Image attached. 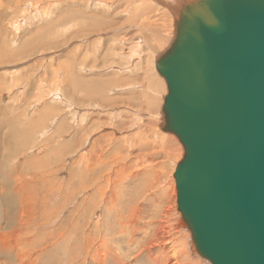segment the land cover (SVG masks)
Returning <instances> with one entry per match:
<instances>
[{
  "label": "rangeland",
  "instance_id": "1",
  "mask_svg": "<svg viewBox=\"0 0 264 264\" xmlns=\"http://www.w3.org/2000/svg\"><path fill=\"white\" fill-rule=\"evenodd\" d=\"M168 1L0 0V57L3 58L0 61V218L2 219L4 209L11 210L10 208L15 206V203L18 204L25 198L22 194L25 184L32 185L34 183L32 179L36 182L33 184L34 186L40 183L36 187L38 193H43L47 189L43 196H47L48 199L47 202L39 203L34 200L33 205L30 204L29 208L35 209L31 208L26 211L28 219L32 220L31 224L33 223V225L28 226V232L31 230V235L23 233L22 235L25 236L22 237V240L27 242L29 240V244L32 243V245L23 243V251L19 249L21 247L18 248L21 254L20 258L14 256L13 250L6 255L1 253L0 264H69L68 260L72 250L76 248L77 238L74 237L76 235H73L76 233L73 228L75 215H72L71 209L74 206H80L82 197L78 195L76 199L79 200L76 202L74 199L71 200L70 188L72 186L70 187L69 182L73 180L77 184L81 173L75 175V173L64 172V169L59 168V164L69 162L66 160L69 152L75 155L71 163L78 159L79 154H84L87 150L85 148H90L89 143L87 142L86 146L84 145V148L82 147L76 155L74 151L71 152L73 140L79 141L80 144L82 137H85L83 135L88 131L90 133L92 126L95 128L102 122L111 126L108 127L109 132L114 130L113 124L121 122L126 125L134 124L133 127L136 129L128 128L127 132L116 133V137L132 134L141 142H145L147 138L152 143V147L145 150L143 154L141 153V157H138L137 160L127 161L130 168L118 174L123 188L121 192H116L119 202L123 199L125 204L126 200L141 198L142 202L141 199L139 202L142 203L146 216L149 217L152 214V217H156L155 214L159 210V212L164 211L168 214L167 228H173L179 219L181 221L180 213L177 211L173 178L179 161L169 155V150L163 142L171 143L173 150L182 149V146L174 135L162 131L161 125L163 126L164 120L161 109L167 91L163 79L155 69L156 60L168 46L167 44L165 46L161 35H164L165 32L170 34L171 30L174 35L173 20L175 18L170 16L169 8L175 4H172V0ZM78 4L81 5L78 6ZM92 4L94 7L91 6ZM149 5L151 10L148 9ZM142 9L144 13H138ZM164 17L166 18L164 19ZM99 20L107 23L97 24ZM156 26H158L157 33L161 34L158 38L160 43L149 40L148 33L143 31V28L152 29ZM96 29L102 30L97 33L94 31ZM73 88L75 90L72 92ZM49 95L53 97L48 98ZM84 129L88 131L84 132ZM80 132H84V134ZM134 132L136 133L134 134ZM93 134L99 136L98 133ZM102 146L103 141L100 147ZM147 158L149 159L147 160ZM129 162L132 164L134 162L135 165L137 163L136 166L133 164V171L148 167L150 173L139 177V182L138 179H130L129 175L133 171L131 170L132 164ZM19 168H23V171H20ZM65 170L68 171V169ZM35 171H37V175ZM15 173L18 175L16 176ZM24 173L26 176L23 177ZM30 176L33 178L30 179ZM39 176L41 177L39 178ZM20 177L26 183L20 188L19 193L21 194H17L14 193L13 188L19 189ZM67 179L71 180L67 181ZM171 179L175 189L174 199H172L169 183ZM142 183L151 185L149 187L147 184V188L146 185L142 186ZM157 183L158 185H156ZM155 187L159 189L156 190ZM60 189L62 190L60 191ZM150 190L153 193H150ZM53 195L57 196L51 203ZM161 196L162 198H159ZM89 198L91 197L89 196ZM160 199L163 202H160ZM172 204L173 206H171ZM13 208L16 211V208ZM96 215L99 216V214ZM7 216L10 217L12 214H7ZM82 217V215L79 216L80 227L85 221V218L83 217L82 220ZM33 219L35 220L33 221ZM3 220H6V216L3 217ZM63 225H67V227ZM181 226L184 233L182 232L183 235L181 233L180 237L187 239L190 233L184 228L182 222ZM170 229L167 231L169 238L173 234ZM61 235L68 241H60V239H64ZM56 236L58 237L56 238ZM174 239L177 241V237L173 236L170 239L173 244H168V251L166 250L168 255L169 251L173 250L174 242L176 243ZM54 243H56V247ZM190 245L192 248L191 241ZM193 250L196 258L191 256L192 261L186 260L188 264L191 262L194 264L199 260H201L199 261L201 264L208 263ZM25 255L27 257L23 261L21 257Z\"/></svg>",
  "mask_w": 264,
  "mask_h": 264
},
{
  "label": "water",
  "instance_id": "2",
  "mask_svg": "<svg viewBox=\"0 0 264 264\" xmlns=\"http://www.w3.org/2000/svg\"><path fill=\"white\" fill-rule=\"evenodd\" d=\"M162 131L183 149L173 178L194 251L264 264V0H193L155 62Z\"/></svg>",
  "mask_w": 264,
  "mask_h": 264
},
{
  "label": "bare ground",
  "instance_id": "3",
  "mask_svg": "<svg viewBox=\"0 0 264 264\" xmlns=\"http://www.w3.org/2000/svg\"><path fill=\"white\" fill-rule=\"evenodd\" d=\"M155 1L157 2V0H155ZM192 1L193 0H172L171 1L172 4H175V6H173V7L171 6L169 8V13L171 14L170 16H172V18H175L173 20L174 21L173 22L174 26H175V22L177 20L178 10L180 9V6L185 4V2L191 3ZM170 3H168V4H170ZM80 5L81 4H78V6H80ZM91 6L94 7L93 4ZM91 6H88V7H91ZM148 7H149L148 9H150L151 6L149 5ZM146 11H147V9H146ZM136 12H137V9H136ZM139 12H141L142 14L144 13L143 9L141 11H138V13ZM129 17H131V16H129ZM165 18L166 17H164V19ZM100 22L104 23L106 21L99 20V21H97V24H99ZM154 25H156V24H154ZM157 25H159V24H157ZM166 25H168V24H166ZM157 27L158 26H156V27H154L152 29L143 28V31L145 30L148 33L147 35H148L149 40H151V41L153 40L155 43H156V41L160 43V40H158V38H159V35H161V34L157 33V31H158ZM101 30L96 29L94 31H96L98 33ZM172 33L173 32L171 30L170 34L168 32L167 33L165 32L164 35H161L162 36V41H165V46H166V44L168 46L159 55V57L163 53H165V51L169 48V45H170L171 41L174 38V35ZM88 34H90V33H88ZM172 35H173V38H172ZM146 42H147V40H146ZM2 59L3 58L0 57V61ZM5 59H6V57H5ZM163 81H164V79H163ZM120 83H121V81H120ZM164 84H165V81H164ZM73 90H75V89L73 88L72 92H73ZM93 95H95V94L93 93ZM47 97L50 98V97H53V96L49 95ZM97 97H95V98H97ZM45 99H46V97H45ZM55 99H57V98H55ZM93 99H94V97H93ZM111 99H113V98H111ZM128 104H130V103H128ZM155 118H158V116L157 117L155 116ZM156 120H155V123L157 122ZM121 123H117L115 125L113 124L112 128H114V130H112L111 132L108 131L109 130L108 127H111V126H109V125L107 126V125L103 124V122H102V124H100L99 126H97L95 128H93V126H92L91 130H90V133H89V131L87 129L86 130L88 132L84 129V132L86 131L87 133L86 134H84V132L83 133L80 132V133L84 134L83 136H85V137H82V141H81L80 144L78 143L79 141L77 142V141L73 140V142L71 144V148H72L71 152L74 151V153H76V155H78L80 149L82 147L84 148V145L86 146L87 142L89 143L90 148L89 149L85 148L87 150H85L84 154H79L78 159L73 161L72 163H71V161H72V159H74L75 155L73 153L70 154V152H69L68 153L69 156H68V158H66V160H69V162L67 164H66V162L64 164H59V168L64 169L63 170L64 172L75 173V175H79L81 173L80 177L78 178L79 181H78L77 184H75L73 180L70 179L71 180L70 181V180H68L69 178L67 179V181H70L69 182L70 187L72 186L70 188V198H71V200L74 199L75 202H76V201L79 200V199L78 200L76 199V198H78L77 196L78 195L82 196L81 199H80V206L79 207H75L74 206L73 209H71L72 215L73 216L75 215V222L73 223L71 221V223H73L74 231H76V233L73 231L75 233L73 235H76L74 237L75 238L77 237V238H76V242H75L76 243V248L72 250L71 257L68 260V262H69V264H178V263L179 264H188L187 261L189 262V260H191V256L193 258H196V257L194 256L195 253L193 254V252H192L193 247L191 248V245H190V241L191 240L189 241V237L190 236L188 235V233H187V235H188L187 239H183V238L180 237V234L182 232L184 233V231L182 229L181 221H179L180 220L179 218H178L179 220L174 224V227L173 228L170 227L172 229V231H173V234L171 235L172 232L170 231L171 232L170 233L171 237L169 238L168 237L169 233L167 231H169L170 228H167L168 225L166 226L167 222L169 221V220L167 221L168 214L166 212H164V211L159 212L160 211L159 210L157 212V214H155L156 217H152V214L148 217V216H146L145 212L143 211L144 207H143V205L141 203L142 202V199L140 198L141 196L139 197L141 199V202H139L140 199H131V200H126L127 202L125 204H124L125 201L123 202V199H122V201L119 202V200L117 199L118 195L116 197V192L117 191L121 192L122 189H123L122 185L120 184V181H119L120 177L118 176V174L120 172L124 171L125 169L130 168V166L128 165L127 161L128 160L129 161L137 160L138 157H141L140 156L141 153L143 154L145 150H148L149 147H152V143L148 141L149 139L146 138L145 142H141V141H139L137 139V137L135 135H132V134L128 135V136L127 135L126 136L122 135V137H118L117 138L116 137V133L120 134L119 132H123V131L127 132L129 130L128 128H131L132 130H133V128L136 129V127H133L134 124H129L128 123L129 125H126V124H121ZM90 126H89V128H90ZM82 127H83V125H82ZM156 127H157V125H156ZM161 127H162V125H161ZM138 131H140V130H138ZM136 132H134V134ZM93 133H98L99 136L98 135L95 136ZM138 135H140V134L138 133ZM164 135L167 137L166 134H164ZM140 138H142V137H140ZM105 140L108 141V142H106ZM170 140H171V138H170ZM102 141H103V146L100 147V145L102 144ZM172 141H174V140L172 139ZM163 144H164V146H167V148L169 150V155L171 157H173L174 159H176V161L180 162L181 158H182L181 157L182 156V149L181 148H177V149L173 150L172 146H171V143L169 144V142H163ZM163 148H165V147H163ZM148 155H149V153H148ZM63 158H64V156H63ZM148 159L149 158H147V160ZM130 164H132V163H130ZM133 164H134V162H133ZM133 164L131 165V167H132L131 170L132 171H133V166L135 165V164L134 165ZM136 165H137V163H136ZM67 167H69V168H67ZM146 168L147 169H145L143 167V169H141V170L140 169H138V170L134 169V171L131 172V174L129 175V178L132 179V180H135V179H138L139 177H141L143 174L147 175L148 173H150V168L149 169H148V167H146ZM65 169H68V171H66ZM19 170L23 171V168H19ZM126 171H129V170H126ZM17 172H18V170H17ZM36 172L37 171H35V173ZM11 174H13V173H11ZM126 174L128 175V173H126ZM15 175H16V173H15ZM17 175H18V173H17ZM36 175H37V173H36ZM24 176H26L25 173L23 174V177ZM67 176H69V175H67ZM148 176H150V175H148ZM11 177H13V176H11ZM40 177L41 176H39V178ZM123 177H125V176H123ZM20 178H21V180L19 181V185H18L19 189H16L17 187L13 188L14 189L13 190L14 193H17V194L19 193L20 188H22L23 185L26 183L25 180H22V177H20ZM26 178H28V177H26ZM29 178L31 179V178H33V176H30ZM71 178H73V177L71 176ZM145 178H147V176H145ZM150 179H152V177H150ZM32 180L36 184L35 180L34 179H32ZM125 181H126V179H125ZM125 181H124V183H125ZM132 182H134V181H132ZM138 182H139V179H138ZM165 183L167 184V182H165ZM169 183H170V187H171V191H172L171 192L172 193V199H174L175 189L176 188L175 189L173 188L172 179L170 180ZM33 184L32 185L25 184V189L23 190L25 194L22 193L25 196V198L23 200H21L18 204L15 203V206H13V207L16 208L15 209L16 211H14L13 207H12L13 210H12V208H10L11 210H7V211H6V209H4V212L2 214L3 215L2 219L0 218L1 219L0 220V254L3 253V254L6 255L7 253H9V251L13 250L14 251V256H17L18 258H20L21 254L19 253L18 248L21 247L19 249L23 251V248H22V246H24L23 243H25V245H32V243L29 244V240H28V242L22 240V237L25 236V235L24 236L22 235L23 233H25L26 235H31V232H30L31 230H29L30 233L28 232V226L31 224L32 220L28 219V214L26 213V211H28L29 209L31 210L32 207L29 208V205L30 204L33 205L34 200H36V202H38V203L39 202H47L48 201L47 196L46 197L43 196V193L47 189H45L43 191V193L42 192L38 193L39 191L37 192L36 187L39 186L38 184H40V183H38L37 186L36 185L34 186ZM55 184H56V182H55ZM139 184H141V183H139ZM147 184H143L142 186L146 185V187L148 188ZM9 185H10V183H9ZM148 185L150 187L151 184H148ZM156 185H158V183ZM159 185H161V184H159ZM45 186H47V184H45ZM125 186H128V185H125ZM152 187H154V186L152 185ZM43 188H45V187H43ZM58 188H60V187H58ZM66 189H67V187H66ZM139 189H141V188H139ZM142 189H144V188H142ZM152 189H154V188H152ZM155 189H156V187H155ZM158 189H156V190H158ZM61 190L62 189H60V191ZM166 190H168V189H166ZM4 191H5V189H4ZM67 191H68V189H67ZM146 191H147V189H146ZM54 193H56V192H54ZM135 193L137 194V192H135ZM141 193H142V191H141ZM150 193H153V192L151 191ZM19 194H21V193H19ZM122 194H123V192H122ZM127 194L129 195V193H127ZM128 195H125V196H128ZM142 195H144V194L142 193ZM156 195H157V192H156ZM48 196L50 197V195H48ZM56 196L57 195H53L51 197V203H53L52 201H55ZM89 196L91 198H89ZM63 198H64V196H63ZM125 198H127V197H125ZM128 198L130 199V197H128ZM159 198H162V196L159 197ZM157 201H158V199H157ZM160 202H163V201H161V199H160ZM165 202H166V200H165ZM38 203H36V204H38ZM153 203H155L154 200H153ZM41 204H45V203H41ZM77 204L79 205V203H77ZM155 205H157V204H155ZM34 206H36V205L34 204ZM152 206H153V204H152ZM152 206H149V207H152ZM163 206H165V205H163ZM171 206H173V204ZM98 208H99V210H98ZM32 209H35V208H32ZM147 209H149V208H147ZM150 209H152V208H150ZM102 212L105 215H103ZM146 212H147V210H146ZM153 212H154V210H153ZM10 213L12 214V216H10V217L7 216V214H10ZM96 214H99V216L96 215ZM33 215L34 214L32 213V216ZM81 215L85 218L84 219L85 221L84 222L82 221L83 225H81V227H80V218H79V216H81ZM90 215H92V216H90ZM94 215L96 216L95 218L93 217ZM5 216H6V220L4 221L3 217H5ZM50 217H53V216H50ZM83 217H82V220H83ZM171 217L174 218L173 216H171ZM22 218H24V219H22ZM34 220L35 219H33V221ZM31 225H33V223ZM64 227H67V225H65ZM183 233H182V235H183ZM58 236H56V238ZM173 236L177 237V241L174 239L176 241V243L174 242L175 245H173L174 246L172 248L173 250H170L169 251V255H168V253H166V250H167L168 244L169 245H171V243L173 244V242H171V240H170V239H172ZM185 236H186V234H185ZM55 240H57V239H55ZM60 241L66 242V241H68V239L64 238L62 240L60 239ZM81 241H83V242H81ZM15 245H17V247H15ZM54 246L56 247V243H54ZM154 249H155V251H154ZM27 252H29V251H27ZM28 255H29V253H28ZM26 257H27V255L21 257V259L24 261V259ZM199 261H201V260H199ZM199 261L198 262L195 261L196 263H194V264H201ZM190 264H193V263L191 262Z\"/></svg>",
  "mask_w": 264,
  "mask_h": 264
}]
</instances>
